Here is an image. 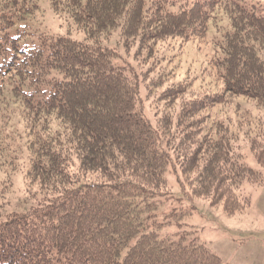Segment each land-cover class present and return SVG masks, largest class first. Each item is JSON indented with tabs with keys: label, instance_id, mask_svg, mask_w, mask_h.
Wrapping results in <instances>:
<instances>
[{
	"label": "trees",
	"instance_id": "trees-1",
	"mask_svg": "<svg viewBox=\"0 0 264 264\" xmlns=\"http://www.w3.org/2000/svg\"><path fill=\"white\" fill-rule=\"evenodd\" d=\"M50 1L82 38L34 34L23 21L36 2L0 0V95L11 84L36 115L24 174L33 202L0 217V264H224L206 243L166 228L187 214L174 187L223 202L230 216L250 206L237 194L244 182L264 186L230 124L207 129L198 116L227 97L254 103L261 115L250 144L264 169V2ZM222 22L214 59L221 92L184 101L185 84L167 85L127 55L150 58L160 41L206 36ZM113 31L116 46L96 40ZM26 36L36 41L24 45ZM144 101L165 103L161 117L148 116Z\"/></svg>",
	"mask_w": 264,
	"mask_h": 264
},
{
	"label": "rangeland",
	"instance_id": "rangeland-1",
	"mask_svg": "<svg viewBox=\"0 0 264 264\" xmlns=\"http://www.w3.org/2000/svg\"><path fill=\"white\" fill-rule=\"evenodd\" d=\"M33 2L38 6L37 12L23 21V26L27 27L28 31L34 34H67L77 39L83 37L82 32L72 24L65 13L53 8L50 0ZM247 2L258 3L264 0ZM221 24L219 29L211 27L206 36L199 35L188 39L177 37L165 42L160 41L150 58L135 54L134 49L130 50V53L127 52V55L130 61L138 63L139 69L148 70L152 67V74L156 76L160 73L166 78L167 85L185 84L186 92L181 96L184 101L197 100L205 94L223 90V80L218 74L220 70L214 64L217 56L215 43L219 41L226 22ZM116 32L101 35L96 40L101 46L114 47L119 36ZM32 40L35 42L36 38L26 36L23 38V44L34 43ZM10 86L11 84L0 95V217L11 211L25 212L33 202L28 199L29 192L24 174L28 171L32 156L30 145L35 140L36 131L31 119H36V115L27 109L28 106L19 94H12ZM155 104L144 101L145 113L152 118L161 117L164 110L165 103L158 106ZM172 105L175 103L170 106ZM260 115L254 103L241 97H227L226 100L224 98L222 102L214 103L198 113L207 129H212L213 125H218L219 122L229 123V134L236 138L243 161L254 170L264 171L258 164L250 144L259 128L257 120H254ZM170 183L173 185L172 178ZM35 188L39 189V186ZM174 192L179 196L176 206L186 209L187 214L180 219L182 225L168 226V233H174L172 229L175 227L177 231L188 233V239L197 238L198 241L206 243L221 257L224 264H264V186L257 187L249 181L244 182L237 194L250 196V206L230 216L225 213L223 202L212 206L208 200L202 198L183 197V192L176 187Z\"/></svg>",
	"mask_w": 264,
	"mask_h": 264
}]
</instances>
